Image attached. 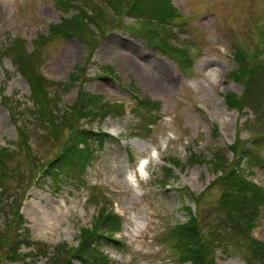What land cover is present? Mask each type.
Listing matches in <instances>:
<instances>
[{
    "label": "rangeland",
    "instance_id": "374dc122",
    "mask_svg": "<svg viewBox=\"0 0 264 264\" xmlns=\"http://www.w3.org/2000/svg\"><path fill=\"white\" fill-rule=\"evenodd\" d=\"M64 1L0 0V147L10 150L0 168V264H84L71 253L81 228L96 229L102 206L124 214L121 230L98 231L107 264H190L167 238L190 214L205 241L207 264L258 263L220 176L235 168L228 147L234 145L238 157L264 132V83L256 90L259 107L244 100L231 109L223 98L244 90L228 75L236 68V50L264 64V0H173L191 10L171 20V30L182 27L173 39L198 50L188 68L155 44L160 35L153 38L146 22L114 12L104 0H80L91 11L102 8L101 18L81 23L82 30L68 37L50 35L51 25L76 12L65 10ZM19 56L32 74L53 81L43 86L42 96L32 97L15 64ZM82 94L101 101L80 128L106 140L93 146L82 181L78 169L70 168L54 188L42 172L71 129L66 123L54 131L46 113L56 120L72 104L78 109ZM146 98L159 108L139 107L138 99ZM218 150L227 159L225 170L205 162ZM195 153V162L187 159ZM256 155L260 166L248 168L245 158L237 159L247 179L263 182L264 143ZM142 157L149 164L138 172ZM101 192L111 200L104 201ZM37 209L47 227H39ZM20 215L25 224H12ZM250 236L264 242V207Z\"/></svg>",
    "mask_w": 264,
    "mask_h": 264
},
{
    "label": "trees",
    "instance_id": "16d2710c",
    "mask_svg": "<svg viewBox=\"0 0 264 264\" xmlns=\"http://www.w3.org/2000/svg\"><path fill=\"white\" fill-rule=\"evenodd\" d=\"M126 3L125 9L117 7L119 2ZM109 8L113 9L114 12L119 14H125L133 18H142L148 24L149 32L152 37L155 38L160 35L158 40H155V44L163 49L164 51H169L173 57L180 61L183 67H188L190 65V57L188 55L187 49L184 46L174 47L167 39V34L162 36L158 32V28L162 29L171 25L173 19L178 18V12L172 5L171 0H104L103 3ZM65 10L70 8L76 9L72 15L61 17L60 21L49 28L50 35L56 34L68 37L74 33L76 30H82L81 23L92 22L96 17L101 18L102 8L97 10L87 11L85 8L77 6L70 3V0L64 1L63 5ZM119 10V11H118ZM154 23L153 27H150ZM154 31V32H153ZM48 32V33H49ZM46 34L41 36L42 38L50 37ZM41 39V38H40ZM17 41H14L11 46L16 48ZM34 49L30 51L32 53ZM236 68L231 70L228 75L233 77L236 81H241L243 85V91L241 94H236L233 92H228L224 94L223 98L227 106L231 109L240 108L243 101H246V105L251 107L252 103L259 107L257 104L256 90L260 83H264V66L260 64H250L247 60L248 54L244 50L235 51ZM246 54V55H245ZM27 59L18 57L15 59V64L20 73L26 78L28 82L32 97H37L38 94L42 96L43 86L47 83L53 81L47 80L41 74H32L30 71V66L26 62ZM111 70V67H107ZM75 72L71 74V78L75 81ZM56 83V82H55ZM45 89V88H44ZM248 91L250 93L252 101L250 103L247 101ZM254 91L255 94L252 92ZM82 103L78 109H76V103L72 104L65 113L61 114L59 117L55 118L51 113L47 112L48 123L51 129L57 131L58 127H62V124L68 123L71 133L67 136L55 157L45 165L43 169V175L48 176L50 183L54 188L59 186L64 179L65 173L67 174L70 168L77 171L78 178L83 176V171L89 160H91L92 149L96 147H101L106 139L98 136L96 132L91 131L88 128H80L79 122L81 119L88 116L86 113L88 110L92 114V110L97 109V104L101 101V96L95 94H89L88 97L82 94ZM36 101V100H35ZM157 102H152L148 98L138 99L139 107L147 108L149 105L157 108ZM61 123H59V122ZM154 121V119L152 120ZM216 133V131H214ZM263 140V142L259 140ZM264 143V132L255 139L254 146L248 148L243 147L241 153L238 157L237 151L235 152L234 145H230L228 148L233 152L234 160L233 165L235 168H229L227 173H223L220 178L222 180H227L226 182V196L230 197L229 204L232 212L242 220V226L244 232L247 233L248 237L251 239L253 246L254 257L259 260L258 263L254 264H264V242H261L254 237L250 236L252 228L257 224V217L259 215V210L264 207V188L257 186L253 181L246 178L243 174V169L239 166L237 158H245V163L247 167H252L254 164L259 165V159L256 155L257 146H261ZM10 152L7 146L0 147V168L3 166V159ZM200 157V154H190L188 157L191 162H195L196 159ZM202 158V157H201ZM205 159V158H203ZM202 160V159H199ZM176 162V161H175ZM207 164L213 167V169L225 170L227 166V159L219 154V150L214 152V155L205 161ZM177 163V162H176ZM260 166V165H259ZM168 170L170 168H167ZM3 169H0V172ZM224 172V171H223ZM1 191V190H0ZM106 201V200H104ZM19 207L17 209V212ZM99 216L96 219V229L81 228L80 230V241L78 245L73 249L71 257L82 261L84 264H107V257L101 252V233L98 232L104 228H108L112 231H118L121 228V220L114 214L111 208L102 206L99 211ZM22 222L25 224L26 220L20 215V219L14 218L12 224ZM256 222V223H255ZM26 233H29V228H24ZM167 238L173 242L174 247L179 253V258L183 261H188L190 264H207L206 256V244L203 242V238L200 235L199 229H197V224L195 222V216L190 214L188 220L183 223L173 226L167 232ZM114 243L119 244V242L114 240ZM122 245V244H121ZM70 262V259L66 260ZM65 264V263H64ZM250 264V263H249Z\"/></svg>",
    "mask_w": 264,
    "mask_h": 264
},
{
    "label": "bare ground",
    "instance_id": "6f19581e",
    "mask_svg": "<svg viewBox=\"0 0 264 264\" xmlns=\"http://www.w3.org/2000/svg\"><path fill=\"white\" fill-rule=\"evenodd\" d=\"M118 51H119V54H118L119 56L128 57V54L120 50ZM37 214H39V220H38L39 227H47L49 223H48V220H46V215H44L43 211L37 209Z\"/></svg>",
    "mask_w": 264,
    "mask_h": 264
}]
</instances>
